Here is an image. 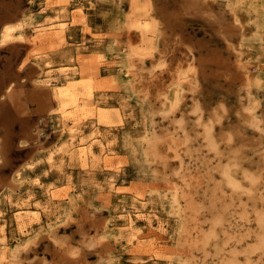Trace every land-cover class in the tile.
I'll return each mask as SVG.
<instances>
[{
    "label": "rangeland",
    "instance_id": "rangeland-1",
    "mask_svg": "<svg viewBox=\"0 0 264 264\" xmlns=\"http://www.w3.org/2000/svg\"><path fill=\"white\" fill-rule=\"evenodd\" d=\"M17 22L0 99L49 105L0 110V264H264V0H0Z\"/></svg>",
    "mask_w": 264,
    "mask_h": 264
},
{
    "label": "bare ground",
    "instance_id": "bare-ground-1",
    "mask_svg": "<svg viewBox=\"0 0 264 264\" xmlns=\"http://www.w3.org/2000/svg\"><path fill=\"white\" fill-rule=\"evenodd\" d=\"M19 22L13 24V25H4L2 31H1V35H0V42H3L4 40L6 41V39L10 36V33H13V30L15 29V27L17 28L19 26ZM37 25V24H36ZM38 27V26H37ZM51 37H61L64 27L63 24H60L58 27L56 26H51ZM19 30V29H18ZM42 31L44 30H40V31H35V33H42ZM45 37V36H43ZM49 38V37H48ZM29 40V39H28ZM31 43L29 44V46L32 43H35V41L39 42V36H33V39H31ZM28 47V46H27ZM39 53V51H38ZM37 53V54H38ZM36 55V54H35ZM45 66H49V63H44ZM48 72V71H47ZM46 72V73H47ZM37 74V73H36ZM39 75V74H38ZM46 76V75H45ZM45 80V79H44ZM47 84V83H46ZM7 86V85H6ZM12 86V85H11ZM11 86L6 87L5 90L3 91V96L0 99V110H2L5 105L4 104H8L11 108V110H13L14 113L19 114V113H24L26 112V108H27V102H35L36 105L38 106L39 110H43L49 105V102L46 100V96H47V92L44 89H41L37 86H33L32 89L29 90H24V92H22V90L17 89V88H12ZM17 86V85H16ZM20 87V86H19ZM4 88V87H3ZM2 88V89H3ZM22 88V87H21ZM23 89V88H22ZM69 92L68 88L66 87H58L56 88V90L54 91L55 96L58 98L59 96L62 95V93H67ZM51 102V101H50ZM53 103V102H52ZM36 106V107H37ZM78 119V118H77ZM75 122V120L73 121ZM74 132H76V130H73ZM91 136V135H90ZM71 141V140H70ZM78 143L80 144H85L83 140L78 141ZM60 149V148H59ZM83 149V148H82ZM86 153H91L90 151V147L86 146L85 148ZM52 156V155H51ZM45 194L48 196V193L45 191ZM29 197H32V193L30 192ZM9 197V195H8ZM14 197V196H13ZM33 198V197H32ZM12 199V198H11ZM21 199V198H20ZM23 199V198H22ZM24 201V200H23ZM11 204V203H10ZM22 204V203H21ZM15 205V204H14ZM19 206V205H18ZM20 207V206H19ZM18 209V208H17ZM11 210V209H9ZM44 210V209H43ZM40 211H41V207L38 203H35L33 205H25L23 207H21V210L18 211V213L16 214V220L19 224H24V221L29 218L30 220H32L33 222H37V221H41V215H40ZM10 212V211H9ZM14 217V216H13ZM19 226V225H18ZM20 229V228H19ZM21 230V229H20ZM17 232V231H16ZM22 233V232H21ZM23 236V235H21Z\"/></svg>",
    "mask_w": 264,
    "mask_h": 264
}]
</instances>
